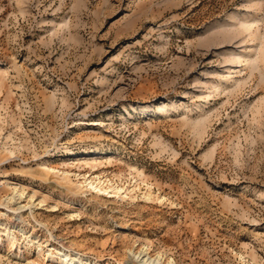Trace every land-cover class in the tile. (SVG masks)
I'll use <instances>...</instances> for the list:
<instances>
[{"label":"rangeland","instance_id":"1","mask_svg":"<svg viewBox=\"0 0 264 264\" xmlns=\"http://www.w3.org/2000/svg\"><path fill=\"white\" fill-rule=\"evenodd\" d=\"M130 250L264 264V0H0V264Z\"/></svg>","mask_w":264,"mask_h":264},{"label":"bare ground","instance_id":"2","mask_svg":"<svg viewBox=\"0 0 264 264\" xmlns=\"http://www.w3.org/2000/svg\"><path fill=\"white\" fill-rule=\"evenodd\" d=\"M241 26L244 30H248L250 27L249 25L246 23V21H241ZM259 38V37H258ZM263 44V43H262ZM261 47V46H260ZM262 48V47H261ZM261 50V49H260ZM260 55V54H259ZM262 56V55H260ZM263 58V57H261ZM258 59V58H257ZM256 60V59H255ZM254 60V61H255ZM253 61V60H252ZM258 64V63H257ZM88 163V162H87ZM94 165H91L90 164V167H93ZM52 171L54 170L53 168L51 169ZM63 174L65 175H69V173L67 172H63ZM76 175H79V174H76ZM84 176V179L86 177V179L84 181H81L80 183L82 184V186H85L87 189H93L94 191L98 192V193H109V192H112V194H110L109 196H112V195H118V196H122V197H125V196H129L130 198H132V195H131V192L134 190V188H131V189H128V188H123L122 186H119L117 184H111L108 181L106 180H102L100 179V177L98 175H95V176H92L91 177V174H86V175H83ZM84 188V187H83ZM16 193H18V190L16 191L15 190V193L9 197H7L8 201H11V200H16L18 198L21 197V195L23 194V192H19L18 193V196L16 198ZM8 232V231H7ZM42 250V249H40ZM146 250V249H145ZM131 251V255L132 257H135L136 259L140 257V260L143 264H164L161 260V257L160 255H157L155 257H151L149 256V254L147 252H143V254H141V252L139 253H136L134 252V250H130ZM141 255V256H140ZM64 263L65 264H69V260H66L63 259ZM140 263V262H139ZM172 262H167L165 264H171Z\"/></svg>","mask_w":264,"mask_h":264}]
</instances>
